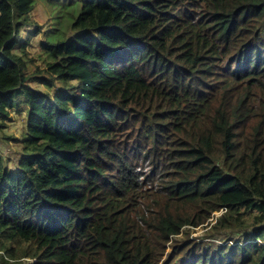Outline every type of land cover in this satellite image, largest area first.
Here are the masks:
<instances>
[{
    "label": "trees",
    "instance_id": "obj_1",
    "mask_svg": "<svg viewBox=\"0 0 264 264\" xmlns=\"http://www.w3.org/2000/svg\"><path fill=\"white\" fill-rule=\"evenodd\" d=\"M39 1L67 27L33 73ZM16 110L0 264H264V0H0Z\"/></svg>",
    "mask_w": 264,
    "mask_h": 264
},
{
    "label": "rangeland",
    "instance_id": "obj_2",
    "mask_svg": "<svg viewBox=\"0 0 264 264\" xmlns=\"http://www.w3.org/2000/svg\"><path fill=\"white\" fill-rule=\"evenodd\" d=\"M54 6L39 1L31 14V20L33 22V25L29 29L33 32V36L31 44L28 47L27 51L30 54V58L34 61L29 65L30 72L38 73V71L44 72L48 70V63L50 62V59L45 54L43 44L47 41L49 37H52L54 34H59L62 30L67 27V21L59 17L58 8ZM35 25H38L41 28L39 29L40 31L38 33H35L34 31ZM38 76L40 77L41 74H38ZM34 82L38 83V81ZM39 85L45 88L44 85ZM45 89L47 90V88ZM23 108L26 109L27 107ZM10 118L11 119L7 123L8 126L3 131H0V152L4 156L9 155L15 157L18 152L15 147V143L11 140V138H20L22 132L25 130L27 120L26 110H22L21 112H19L18 110L13 111ZM10 165L13 166V163ZM224 212L225 211H221L214 214L213 218H210V220L203 227L201 226L199 228H191V238L204 239L205 234L208 230L206 229V226L208 224L213 225L216 222L217 218L220 217L221 214ZM180 237H182V235ZM8 261L10 263L17 261L33 263L31 258H23L20 260L9 258Z\"/></svg>",
    "mask_w": 264,
    "mask_h": 264
}]
</instances>
